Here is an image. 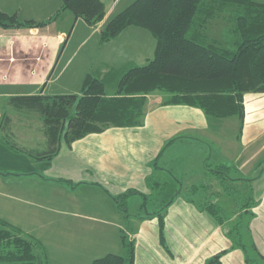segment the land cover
I'll return each mask as SVG.
<instances>
[{
    "label": "crops",
    "instance_id": "1",
    "mask_svg": "<svg viewBox=\"0 0 264 264\" xmlns=\"http://www.w3.org/2000/svg\"><path fill=\"white\" fill-rule=\"evenodd\" d=\"M101 1L103 19L89 25L81 18L73 20L66 11L51 19L61 5L57 0H0V9L16 14L20 21L49 20L40 27L0 26V108L5 111L0 119L8 115L7 108L16 114L35 113L13 109L7 104L12 96L77 94L88 73L103 76L111 70L143 66L153 58L156 41L137 26L101 42L105 24L135 0ZM221 18L204 28L205 44L207 27ZM213 40L219 45L217 38ZM115 86L111 79L105 91ZM243 99L240 131L236 116L211 118L199 108L163 104L159 95H147L141 126L107 127L69 145L62 140L48 162L10 150L3 138L6 131L12 132L9 123L2 122L0 218L43 240L52 261L58 254V264L68 259L92 264L109 253L125 256L123 240L133 245V264H205L217 253H222L221 264H251L246 251L236 247L234 231L244 225L241 236H249L264 256V190L255 193L264 178V93L249 91ZM196 150L197 157L191 154ZM39 164L47 167L39 170ZM193 166L199 171L194 172ZM221 166L250 182L255 197L251 209L230 213L246 214L242 222L230 223L223 207L217 209L222 215L219 222L207 207L195 206L190 199L179 205L176 196L153 214L146 212L144 194L152 189L172 182L173 194H181L178 172L212 174L211 169ZM123 195L126 210L119 211L117 200ZM135 196L143 202L130 218L129 201ZM135 220L140 221L135 222L138 230L128 239L126 232ZM32 222L39 224L38 229L31 227ZM56 235L62 238L59 243Z\"/></svg>",
    "mask_w": 264,
    "mask_h": 264
},
{
    "label": "trees",
    "instance_id": "2",
    "mask_svg": "<svg viewBox=\"0 0 264 264\" xmlns=\"http://www.w3.org/2000/svg\"><path fill=\"white\" fill-rule=\"evenodd\" d=\"M61 11H68L73 20L81 18L95 25L103 19L105 7L101 0H61L51 19ZM224 13L236 34L234 47L229 50L203 41L204 28L210 20ZM48 22L20 21L16 14L0 9V26L5 28L40 27ZM128 26L146 29L154 37V56L147 64L111 70L112 75H120L112 95L105 91L106 83L111 81L108 71L103 76L86 74L79 94L8 98L7 104L13 109L34 111L43 118L47 142L46 149L25 151L7 134L3 143L14 152L48 162L57 153L62 140L70 144L107 127L141 126L146 96L154 91L166 95L163 104L193 106L211 118L236 116L239 130H242L244 94L249 91L264 93V3L254 0H135L105 24L100 33L101 42L109 41ZM7 122L8 118L4 124ZM232 196L238 200L236 195ZM117 203L119 211L126 210L125 195ZM213 206L206 207L216 216L218 208ZM217 219L221 222L220 217ZM162 228L160 219V230ZM123 243L127 249L125 256L109 253L92 264H133V245L124 240ZM221 255L217 253L205 264H221ZM43 256L44 247L38 238L0 218V264H46ZM246 260L250 261L248 257Z\"/></svg>",
    "mask_w": 264,
    "mask_h": 264
},
{
    "label": "rangeland",
    "instance_id": "3",
    "mask_svg": "<svg viewBox=\"0 0 264 264\" xmlns=\"http://www.w3.org/2000/svg\"><path fill=\"white\" fill-rule=\"evenodd\" d=\"M57 2H59L60 4L61 0H57ZM225 16H227L226 13L223 14L224 19L221 18V19H217L216 21L214 20L210 24V27L209 26L207 27L206 33H207V38L209 40L208 44L216 45L214 44L215 41L213 40V38H217L219 45L216 46L229 50L234 47L236 34L233 31L232 23L229 20H227ZM63 23L64 22H59V25H63ZM113 75H115L116 77H113ZM113 75L111 74V71H109L110 78L117 82L119 80L120 75L118 74L116 75L115 73ZM106 91H107L106 94L107 93L111 94L112 92H114V89L113 91L111 89H106ZM148 95H159L163 100L166 98V95L164 93L156 92V91ZM3 112L2 109L0 108V114H2ZM6 113L8 115H5V117L0 119V123L5 122V118H7V116H10V118H8V123H9L8 126L10 132L12 133L11 135H9L8 134L9 132L6 131L4 135L5 137L8 134L10 136V138L9 137L8 138L12 140L19 149L25 151L46 149L47 136L44 132L45 124L43 118L40 115L35 113L16 114L10 108L6 109ZM63 142L66 143L65 141ZM187 149H191V148H187ZM198 153L199 152L197 150L191 152V154L193 156L195 155V157H197ZM188 155L190 158L191 155L189 153ZM38 167L40 170V169H45L47 166H43L42 164L41 165L39 164L37 168ZM177 169L178 170L181 169L182 171V164H178ZM192 169H194V172L199 171V168H196L195 166H193ZM210 171L212 174L209 173L200 174L202 172L184 174L183 172H178L179 173L178 180H179L181 194H173L172 182H167L166 184L161 185L163 189L162 188L152 189L150 194H144V196L146 197V204H145L146 212L153 214L155 211L160 210L161 207H163L164 205H167L168 201L176 196V198L178 199L177 203L179 205L182 204L181 201L190 199L189 203L191 204L193 203V205L195 206L206 207L208 205H214L217 208L223 207L225 211L223 210L222 213L225 214L224 217L230 219L229 220L230 223L242 222V219L245 217L246 214H240L237 217L231 215L230 213L233 210L239 209L240 206H242V208H244L243 206H249L246 207L247 210L248 208L251 209V206L253 204V198L255 199V197L254 194H252L253 193L252 188L249 187L251 186L249 184L250 182H248L249 180H244L242 178H239L237 175L233 174L230 171V169H224L222 167H214ZM213 175L216 177V179L213 178ZM158 177L164 178V176L162 175ZM187 190L188 192H186ZM218 190H220L219 192L221 193L224 192L226 195L217 193ZM261 190H264V178L259 183V186H255L256 194L262 193L259 192ZM232 191H234L236 194H230V192ZM244 192H247L249 194H244ZM232 195H236L238 200L236 201ZM249 197H251V199ZM216 199H218L217 200L218 202H214V200ZM250 201H252L251 204H245V203H250ZM142 202H143L142 198L139 196H135L134 199H131L129 201L128 212L130 213L131 216L130 218H133L135 214H137V211H139L138 208L139 204ZM236 202L238 204H236ZM142 211L144 212V210ZM216 216L221 218L222 215L221 213H217ZM47 217L48 216L46 215L45 218ZM135 222H140V221L139 220L138 221L135 220L134 222L131 221L130 226L132 227V229H128L127 232L125 231L127 233L125 236L128 239H129L128 235L130 234V232L132 233V231L135 232L136 230H138V228L136 227L137 225H135ZM30 225L35 230L38 229L39 227V224L35 222H32ZM239 228L240 230L237 228L234 231L236 247L242 252L240 246L244 244V246L241 247L243 249L245 248L244 249V251H246L245 256L249 258L251 264H264V259L262 258L264 257L263 253L260 252L259 249L253 246V243L249 239V236H247L246 234H244L243 237L241 236V234L244 232L245 226L242 225V227H240L239 225ZM47 234L51 236L53 235V232L52 233L47 232ZM54 238H55V243L57 242L59 243V240L62 241V238H60L59 235H56ZM72 242L73 243L75 242V238L72 239ZM41 243L44 244L43 240L41 241ZM44 251H45V256H43L42 259L43 262H45L46 264H58L60 260L58 254L57 255L54 254V261H52V257L48 256L47 248L45 249L44 247ZM61 258H63V256ZM81 263L83 262L78 261L74 263L71 259H68V261L66 262L64 261L61 262V264H81Z\"/></svg>",
    "mask_w": 264,
    "mask_h": 264
}]
</instances>
